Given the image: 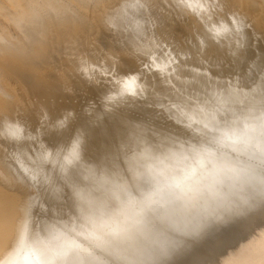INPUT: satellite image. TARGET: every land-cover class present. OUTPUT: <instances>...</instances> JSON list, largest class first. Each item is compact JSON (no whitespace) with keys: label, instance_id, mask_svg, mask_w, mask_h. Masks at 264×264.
I'll return each mask as SVG.
<instances>
[{"label":"bare ground","instance_id":"1","mask_svg":"<svg viewBox=\"0 0 264 264\" xmlns=\"http://www.w3.org/2000/svg\"><path fill=\"white\" fill-rule=\"evenodd\" d=\"M262 91L264 0H0V264H261L260 161L223 133ZM141 173L180 199L144 216L114 190Z\"/></svg>","mask_w":264,"mask_h":264},{"label":"snow or ice","instance_id":"2","mask_svg":"<svg viewBox=\"0 0 264 264\" xmlns=\"http://www.w3.org/2000/svg\"><path fill=\"white\" fill-rule=\"evenodd\" d=\"M149 69L151 66H147ZM143 76V72L140 73ZM136 76H131L130 79L123 82V88L121 94L124 92L130 93L131 95H137L136 88L138 87L136 84ZM255 107V104L253 105ZM259 115L252 116L251 119L256 121L254 124L245 123L244 127L240 130V134L233 139V135H229V133H223V139L232 140L233 144L240 143L244 146V150L248 151L254 155H256L260 161L259 165V180L258 184L252 185L250 189V194L255 201L257 197H259L261 202H264V91L260 94L259 107H258ZM207 127V125H206ZM219 131V128L216 129ZM10 135L16 137L19 135V130H13L10 132ZM215 144L209 142V148L214 147ZM236 150V149H234ZM72 159H78V142L73 145L71 152ZM90 179H94V173L90 172ZM135 180V184H116L114 186V190L119 191L125 194L128 197L130 203H136L140 207V211L144 216H150L154 214H158L160 209L163 208L165 197L180 199V194L176 191L177 189H181V181H176L173 184L167 185V191H165L164 187L160 186V182L149 181L144 178L143 174H138L136 177H131L129 180ZM108 183V181H105ZM135 187L136 195L139 197L138 200L132 195V191L130 188ZM80 198L84 200L86 203H91L88 199V192H78ZM224 211H228V209H224ZM215 219H220L219 215H216ZM199 226L193 230V232L198 231ZM111 235L113 240H118L122 243H126L129 246H135L136 235L128 232L127 229L120 228H112L110 233L106 235ZM84 237L85 241H101V237L96 236L95 232L90 233H80ZM110 241H104L103 243H109ZM174 245L178 243V241L172 242ZM96 247H102V243H97ZM82 244L72 242L71 244L62 248L56 255V259L60 260L62 264H73V261L80 258V252L86 251ZM261 264H264V260L261 261Z\"/></svg>","mask_w":264,"mask_h":264}]
</instances>
